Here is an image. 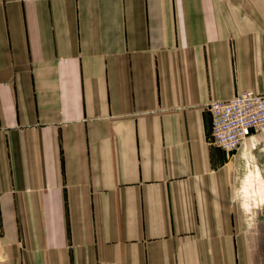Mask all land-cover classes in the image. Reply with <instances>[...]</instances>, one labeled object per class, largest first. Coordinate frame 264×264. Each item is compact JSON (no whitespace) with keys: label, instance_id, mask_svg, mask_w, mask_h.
I'll return each instance as SVG.
<instances>
[{"label":"crops","instance_id":"obj_1","mask_svg":"<svg viewBox=\"0 0 264 264\" xmlns=\"http://www.w3.org/2000/svg\"><path fill=\"white\" fill-rule=\"evenodd\" d=\"M245 91L264 0H0V264H257L209 140Z\"/></svg>","mask_w":264,"mask_h":264},{"label":"built area","instance_id":"obj_2","mask_svg":"<svg viewBox=\"0 0 264 264\" xmlns=\"http://www.w3.org/2000/svg\"><path fill=\"white\" fill-rule=\"evenodd\" d=\"M212 118L210 142L228 153L246 147L249 138L264 133V95L255 91L238 93L228 101H215L208 107ZM4 237L0 213V248Z\"/></svg>","mask_w":264,"mask_h":264},{"label":"rangeland","instance_id":"obj_3","mask_svg":"<svg viewBox=\"0 0 264 264\" xmlns=\"http://www.w3.org/2000/svg\"><path fill=\"white\" fill-rule=\"evenodd\" d=\"M263 134L259 133L256 135L258 137L255 138V141H251V143L248 142L247 148L244 147L239 150L240 169L236 190V200L241 211V215H237L238 220L243 235H246L251 239L252 247H254L253 253L255 254L257 264H264V214H259L261 215L259 216L260 219L256 220L253 216L254 209L250 210V208L254 206L255 198L259 199V194H256L257 189L263 191L261 185L264 179ZM249 177H251L253 185L249 182Z\"/></svg>","mask_w":264,"mask_h":264},{"label":"bare ground","instance_id":"obj_4","mask_svg":"<svg viewBox=\"0 0 264 264\" xmlns=\"http://www.w3.org/2000/svg\"><path fill=\"white\" fill-rule=\"evenodd\" d=\"M259 173H260V171H259ZM259 176H260V174H259ZM249 182L252 184L251 177H249ZM261 185L263 187L262 188L263 191H259V189H257V191H256L257 193L256 194H259V199H256L255 198V200H254V206L250 208V210H253L254 209V215L253 216H254V218L256 220L260 219L259 216H261V215H259V214H264V193H263L264 192V179H263V183Z\"/></svg>","mask_w":264,"mask_h":264},{"label":"water","instance_id":"obj_5","mask_svg":"<svg viewBox=\"0 0 264 264\" xmlns=\"http://www.w3.org/2000/svg\"><path fill=\"white\" fill-rule=\"evenodd\" d=\"M263 221H264V217H263Z\"/></svg>","mask_w":264,"mask_h":264}]
</instances>
